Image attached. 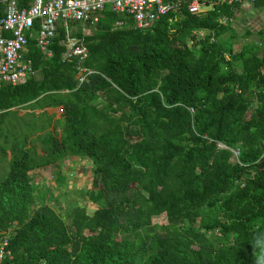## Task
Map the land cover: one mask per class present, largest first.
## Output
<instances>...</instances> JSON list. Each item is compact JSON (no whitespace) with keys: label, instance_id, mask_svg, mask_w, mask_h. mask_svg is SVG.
<instances>
[{"label":"trees","instance_id":"1","mask_svg":"<svg viewBox=\"0 0 264 264\" xmlns=\"http://www.w3.org/2000/svg\"><path fill=\"white\" fill-rule=\"evenodd\" d=\"M237 5L171 10L144 29L113 27L125 15L106 7L77 32L82 60L61 59L60 23L49 57L28 39L34 73L0 86V231L11 249L0 264H255L264 53L232 51ZM78 65L91 70L80 83ZM69 158L90 161V213L36 192L32 172Z\"/></svg>","mask_w":264,"mask_h":264},{"label":"built area","instance_id":"2","mask_svg":"<svg viewBox=\"0 0 264 264\" xmlns=\"http://www.w3.org/2000/svg\"><path fill=\"white\" fill-rule=\"evenodd\" d=\"M245 1L254 0H31L28 6L21 8L16 6L15 0H5L0 14V86L19 84L34 73L30 59L25 56L29 38L34 39L44 58L51 55L50 46L58 23L66 31L58 41L63 47L61 59L76 56L82 60L87 47L81 39L68 35L69 23L85 24L83 34L88 35L106 7L125 15L124 19L116 20L113 27L131 25L144 29L171 10L185 9L189 13L202 14L219 3L240 4ZM90 72L78 65L76 77L79 83ZM188 109L192 111V108ZM229 149L236 161L238 148ZM10 257L9 234L0 231V263Z\"/></svg>","mask_w":264,"mask_h":264},{"label":"rangeland","instance_id":"3","mask_svg":"<svg viewBox=\"0 0 264 264\" xmlns=\"http://www.w3.org/2000/svg\"><path fill=\"white\" fill-rule=\"evenodd\" d=\"M235 13V19L238 18V20L243 23L248 21L251 17L239 9H236ZM200 33L202 32H199V34ZM60 112L59 108H55L53 113L58 114ZM22 113H24L23 110H20L19 114ZM35 114H37V111ZM39 122H46V118L41 116ZM229 160L235 161V157L232 153ZM58 176H63L64 179L57 183L56 178ZM32 177L33 181L38 182L36 189L37 194L44 193L48 190L51 196L56 198L57 203H54V201H46L55 209H57V206L63 208L68 202H75L76 204L86 206V211L88 213L91 212L92 208L82 192L84 189L92 188L90 183L92 179V172L90 170L89 160L80 158L75 160L71 158L65 159L55 165H49L45 168L33 171ZM152 220L154 222H162L164 217L162 215L155 216Z\"/></svg>","mask_w":264,"mask_h":264},{"label":"crops","instance_id":"4","mask_svg":"<svg viewBox=\"0 0 264 264\" xmlns=\"http://www.w3.org/2000/svg\"><path fill=\"white\" fill-rule=\"evenodd\" d=\"M30 2L31 0L29 1V3ZM236 9H239L240 11L251 17L248 21L243 23L242 21L238 20V18L235 19L234 14H236L235 13L236 10L234 11L232 18L229 20V26L234 31L235 34V36L231 38L230 41L232 51L234 52L238 51L245 44H253L256 46L257 53L259 55L263 54L264 53V0L245 1L238 4ZM60 25L62 26V24ZM86 27L87 26L85 24L80 22H70L67 33L70 36H74L78 39H81L78 37L77 32L79 31L83 35V31L84 29H86ZM62 28L64 29L63 26ZM65 33L66 31L64 29V34ZM54 109L55 108H46L44 110L47 114H51L54 112ZM36 111L38 113L41 112L42 110H34L35 113Z\"/></svg>","mask_w":264,"mask_h":264},{"label":"clouds","instance_id":"5","mask_svg":"<svg viewBox=\"0 0 264 264\" xmlns=\"http://www.w3.org/2000/svg\"><path fill=\"white\" fill-rule=\"evenodd\" d=\"M257 247L260 248V253L255 260V264H264V238H260L256 241Z\"/></svg>","mask_w":264,"mask_h":264},{"label":"water","instance_id":"6","mask_svg":"<svg viewBox=\"0 0 264 264\" xmlns=\"http://www.w3.org/2000/svg\"><path fill=\"white\" fill-rule=\"evenodd\" d=\"M118 14H120V13H118Z\"/></svg>","mask_w":264,"mask_h":264}]
</instances>
